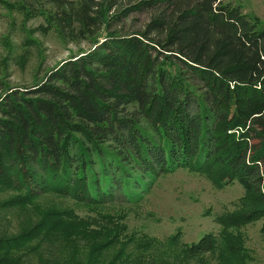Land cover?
Here are the masks:
<instances>
[{
  "label": "trees",
  "instance_id": "1",
  "mask_svg": "<svg viewBox=\"0 0 264 264\" xmlns=\"http://www.w3.org/2000/svg\"><path fill=\"white\" fill-rule=\"evenodd\" d=\"M47 3L65 36L93 44L0 91V212L25 218L0 225V264H243L231 231L264 216V22L223 0ZM137 15L143 29L126 30ZM180 169L239 182L243 207L190 245L129 233L117 208ZM46 196L74 206L39 214Z\"/></svg>",
  "mask_w": 264,
  "mask_h": 264
},
{
  "label": "rangeland",
  "instance_id": "2",
  "mask_svg": "<svg viewBox=\"0 0 264 264\" xmlns=\"http://www.w3.org/2000/svg\"><path fill=\"white\" fill-rule=\"evenodd\" d=\"M47 1L0 0V91L31 87L64 61L91 49L93 41L67 37L61 32L54 8ZM223 2L240 4L245 13L264 22V0ZM147 21L145 15L130 16L125 29H143ZM227 178L224 175L211 179L191 169H180L160 176L139 207L128 213V208L119 206L116 213H127L129 233L144 232L159 241L178 235L181 244L190 245L206 234L219 236L221 226L216 219L240 211L245 197L239 182ZM66 206L73 207L74 203L46 196L39 199L37 209L44 214L50 208ZM19 216L6 217L0 212L1 231L18 232L25 220ZM231 232L247 254L243 264H264V216ZM120 250L117 246L109 254ZM215 261L212 259V264Z\"/></svg>",
  "mask_w": 264,
  "mask_h": 264
}]
</instances>
